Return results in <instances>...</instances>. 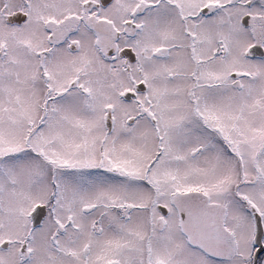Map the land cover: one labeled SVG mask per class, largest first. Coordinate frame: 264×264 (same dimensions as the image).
<instances>
[{"label":"snow or ice","instance_id":"1","mask_svg":"<svg viewBox=\"0 0 264 264\" xmlns=\"http://www.w3.org/2000/svg\"><path fill=\"white\" fill-rule=\"evenodd\" d=\"M0 264H264V0H0Z\"/></svg>","mask_w":264,"mask_h":264}]
</instances>
